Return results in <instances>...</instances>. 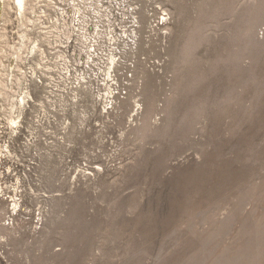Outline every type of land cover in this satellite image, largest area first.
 Returning a JSON list of instances; mask_svg holds the SVG:
<instances>
[{
  "label": "rangeland",
  "instance_id": "1",
  "mask_svg": "<svg viewBox=\"0 0 264 264\" xmlns=\"http://www.w3.org/2000/svg\"><path fill=\"white\" fill-rule=\"evenodd\" d=\"M0 0V264H264V0Z\"/></svg>",
  "mask_w": 264,
  "mask_h": 264
},
{
  "label": "bare ground",
  "instance_id": "2",
  "mask_svg": "<svg viewBox=\"0 0 264 264\" xmlns=\"http://www.w3.org/2000/svg\"><path fill=\"white\" fill-rule=\"evenodd\" d=\"M17 3L19 5L20 8H24L25 6V0H17Z\"/></svg>",
  "mask_w": 264,
  "mask_h": 264
}]
</instances>
